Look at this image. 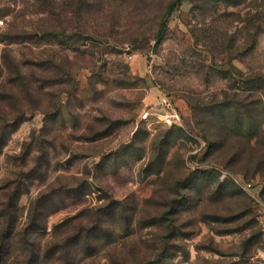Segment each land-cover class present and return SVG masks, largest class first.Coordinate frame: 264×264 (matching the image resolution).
Here are the masks:
<instances>
[{"label":"rangeland","instance_id":"obj_1","mask_svg":"<svg viewBox=\"0 0 264 264\" xmlns=\"http://www.w3.org/2000/svg\"><path fill=\"white\" fill-rule=\"evenodd\" d=\"M176 2L0 0V264H264V0Z\"/></svg>","mask_w":264,"mask_h":264},{"label":"trees","instance_id":"obj_2","mask_svg":"<svg viewBox=\"0 0 264 264\" xmlns=\"http://www.w3.org/2000/svg\"><path fill=\"white\" fill-rule=\"evenodd\" d=\"M182 3V0H177V2L172 6V8L169 11V14L173 11L174 8L179 6ZM36 35V34H35ZM256 74V75H255ZM249 87L248 91L250 94L246 97L247 99L253 98L254 95L257 96V102H256V108L260 107L259 112L257 113V116H262L264 112V77L260 73H253V75L250 77L249 80ZM245 98V99H246ZM234 99V98H233ZM242 102L245 103V101H236V103H233L234 105H240ZM225 103V102H224ZM226 104V103H225ZM249 104V103H248ZM248 104L246 105V109H249ZM238 105V106H239ZM235 108H237L235 106ZM247 114L251 117L250 111H247ZM264 124V120L261 122V127ZM176 126V125H174ZM16 192H12V194L9 196L10 198L15 196ZM12 197V198H13ZM13 205L12 204H7L6 207L3 208V211L0 212V215H4V219L0 222V262L4 260L3 253L7 252V248H4L5 246H11V239L14 236V231L17 225L18 218L16 216V213L12 209ZM40 208L37 206V208L34 207V212L30 215L28 218V225L25 227L24 231L22 232V238L24 240V243L28 247H26V255L27 258L24 262V264H38L39 261V253H37L35 247L32 243L31 240H33V237H35L34 233L36 230L41 228V223L39 220L40 216ZM104 222L101 226L100 231H103V228L105 226ZM21 234V233H20ZM79 237L83 240L86 239L87 237V232H81L79 234ZM11 242V243H10ZM2 248V249H1ZM65 251V250H63Z\"/></svg>","mask_w":264,"mask_h":264},{"label":"built area","instance_id":"obj_3","mask_svg":"<svg viewBox=\"0 0 264 264\" xmlns=\"http://www.w3.org/2000/svg\"><path fill=\"white\" fill-rule=\"evenodd\" d=\"M162 121L167 125H183L182 115L177 114L175 110H172L168 115L163 117ZM247 187L251 188V184H248Z\"/></svg>","mask_w":264,"mask_h":264}]
</instances>
